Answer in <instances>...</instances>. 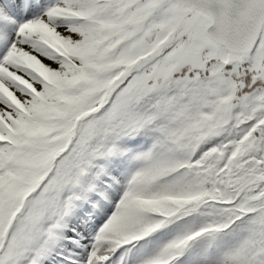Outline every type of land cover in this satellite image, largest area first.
Returning a JSON list of instances; mask_svg holds the SVG:
<instances>
[{
  "label": "snow or ice",
  "instance_id": "1",
  "mask_svg": "<svg viewBox=\"0 0 264 264\" xmlns=\"http://www.w3.org/2000/svg\"><path fill=\"white\" fill-rule=\"evenodd\" d=\"M0 264H264V0H0Z\"/></svg>",
  "mask_w": 264,
  "mask_h": 264
}]
</instances>
